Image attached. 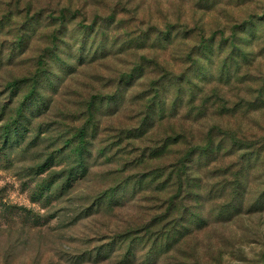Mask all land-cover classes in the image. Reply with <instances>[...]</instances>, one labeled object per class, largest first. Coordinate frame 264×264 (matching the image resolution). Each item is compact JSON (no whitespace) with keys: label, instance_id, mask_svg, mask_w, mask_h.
<instances>
[{"label":"rangeland","instance_id":"rangeland-1","mask_svg":"<svg viewBox=\"0 0 264 264\" xmlns=\"http://www.w3.org/2000/svg\"><path fill=\"white\" fill-rule=\"evenodd\" d=\"M0 264H264V0H0Z\"/></svg>","mask_w":264,"mask_h":264},{"label":"trees","instance_id":"trees-1","mask_svg":"<svg viewBox=\"0 0 264 264\" xmlns=\"http://www.w3.org/2000/svg\"><path fill=\"white\" fill-rule=\"evenodd\" d=\"M83 39L82 41L78 42L79 43V51L80 52H84L86 50V46L87 43L90 41L88 40V36L87 35V31L85 30V28L83 29ZM21 45H23V42H21ZM42 61V60H41ZM132 77V76H131ZM23 80L26 79H21V78H14L10 81H8L7 83V88L9 89V93H14L17 89H19V86L23 83L25 84V86L28 89V92L25 93L23 95V99H21V101L18 103V106L15 110V117L17 120H15V122H7V124L2 128L3 130V135L6 137L7 141V145L6 148L8 149H14L15 147H19V145L22 144V140H24L25 138V134L23 133V126L20 122V118H24L23 120H25L26 122L29 121V118H33L36 117V115L41 114L43 111H41V107L44 104L40 103V100H44V98L39 97L40 95H38L37 90H38V77L36 78L31 77V80H28L26 82H24ZM37 98V102L36 99ZM39 100V102H38ZM33 101V102H32ZM35 101V108H33V104L32 106H28L29 102L34 103ZM28 112L29 117H25L24 114ZM32 118L30 120H32ZM86 130H80L79 134H78V138H80V143L84 141V138L86 136ZM77 144L76 148L74 149V155L70 154L69 158L71 157H75V159H77L78 165H77V169H73L71 170V172L68 174L67 177L62 178L64 176H52L51 179L41 183L38 187H37V197H39V200L42 202L45 201H49L53 195L56 194V187L60 186V189L65 188V186L67 185V187H69L70 185H73V182L77 180V177L82 176V174H84L86 171L85 168V163H84V148L81 144ZM201 148H199V150L196 149H191L190 151L188 150L187 156L185 158L186 162H187V166L192 164V161L196 158L197 155L201 156V154H203L200 151ZM211 149V147H210ZM212 149H214V147H212ZM3 151V150H2ZM203 152H206V150H204ZM4 153V152H1ZM197 154V155H196ZM205 154V153H204ZM58 156H56V159H52L49 158L47 160V162L42 165L43 167H39L38 171L39 173H41L40 171H45L48 166L50 164H57L58 162ZM46 167V168H45ZM189 167V166H188ZM78 168L81 170H78ZM185 184V185H184ZM56 185V187H55ZM193 184H191V180L189 179V175L186 173H182V172H178L177 173V182L174 183V187H175V192L174 193H170V194H166L167 198L166 200V213L170 212L173 208V203L175 202L176 199L179 198V196L181 195V193L185 190H189L191 189ZM185 186V187H184ZM55 187V189H54ZM157 193H161L160 191H158ZM197 193V192H196ZM160 196V195H158ZM165 196V195H164ZM161 196V197H164Z\"/></svg>","mask_w":264,"mask_h":264}]
</instances>
